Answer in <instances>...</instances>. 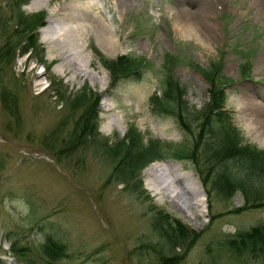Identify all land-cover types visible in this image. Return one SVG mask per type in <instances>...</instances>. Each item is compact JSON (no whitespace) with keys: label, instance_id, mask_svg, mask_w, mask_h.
Listing matches in <instances>:
<instances>
[{"label":"rangeland","instance_id":"obj_1","mask_svg":"<svg viewBox=\"0 0 264 264\" xmlns=\"http://www.w3.org/2000/svg\"><path fill=\"white\" fill-rule=\"evenodd\" d=\"M263 20L250 0H0V264H156L169 255L176 264H264V243L235 235L264 223V173L213 156L224 132L201 73L221 59L222 116L243 135L238 145L264 148ZM76 24L80 33L63 32ZM164 53L177 105L152 110ZM117 57L119 74L108 67ZM154 138L187 147L145 153L140 164ZM153 163L162 193L149 188ZM217 172L238 185L218 186ZM181 184L197 189L193 215L170 202L186 209ZM165 217L188 233L175 241Z\"/></svg>","mask_w":264,"mask_h":264},{"label":"trees","instance_id":"obj_2","mask_svg":"<svg viewBox=\"0 0 264 264\" xmlns=\"http://www.w3.org/2000/svg\"><path fill=\"white\" fill-rule=\"evenodd\" d=\"M163 58L164 61H162L161 66H162V71H163V77L165 76V84L164 87L161 89L160 93L157 94L156 92H152L149 97H148V102L150 105V109L154 110V109H158V107L156 106L157 103H161L163 105H165L164 107H174L175 105H177V99L175 98V85L174 82L171 80V77L169 76V74L167 73V70L165 68L166 63H170L172 60V56L169 53H164L163 54ZM121 57H117L115 59V61L110 62L109 64V68H113L117 74H119V72L121 71L122 68L125 67V60H123V58ZM221 59L220 60H215V61H211L208 68H202L201 73L203 74V76H205V78H207V80L210 83V88H209V94H208V108L209 110L212 111V113L218 117H215L216 119H218L219 121H221V124H219L220 126H218L217 129L223 131V137H218L216 143L215 144V150L212 149V152H215L216 156L218 154H222V155H226V153L229 156V159L233 160L235 163L240 164L242 166H244L247 169H251V167H254L255 169L261 171L262 173H264V148L263 147H258L255 144L249 143L244 141L243 144L238 145V141L241 140L243 141V136L241 135L239 129L231 124V122H228L227 119L223 118V106H222V100H223V86L224 84H226L229 81V77L226 76L225 74L222 73L221 70ZM241 66V71H244V62H242L240 64ZM178 114L176 113V116ZM224 123V125H223ZM182 125V124H181ZM218 130V131H219ZM237 143V144H236ZM197 144V142H196ZM127 148L130 147V149H136L133 144H126ZM187 147V145L185 143L182 144H174V143H170V142H161L160 140H158L157 138L153 139V142L150 143V147L144 149V150H139V153L142 155L141 156V161L140 164H144L147 162V159L149 157L152 156V154L154 155V152H157L158 150H175L178 151L176 153H179V151L185 150ZM139 154L138 152L134 151L131 152V154H135L137 156V154ZM145 153H149V157H147L145 155ZM155 156V155H154ZM149 160V159H148ZM219 160V159H217ZM129 160H126V162ZM220 160L219 162L217 161V164H220ZM213 168V166H212ZM221 175V177L219 176ZM224 172H220V173H216L215 178H213V181L215 183H217L218 186H220V184L223 186V184H226L225 189L227 186H237L238 182H236L234 180V178H232V176H224ZM217 177V178H216ZM234 180V183H233ZM223 182V183H222ZM226 182V183H225ZM224 187V186H223ZM164 222L167 223V229H170L168 231V233H170V236H174V240L178 241L180 240V235L183 234L185 235L186 233H188V230L184 227L181 226V224L179 222H177L176 220H169L168 217H165ZM264 227V223H256V224H252L250 227H248L247 229L237 232L235 235H239L240 240H243L241 238V235L246 234V237L244 240L249 242V246L256 244L255 248L257 249V247H259V245H262L264 243V236H262V234L259 233L260 228ZM257 234V235H256ZM236 236V237H237ZM45 241L44 243L46 244V246L48 247H55L56 246V240L54 237H52L50 234L45 233ZM43 243V244H44ZM181 243V242H180ZM10 252L12 254H18V255H25L24 251H25V247L21 246V245H17L13 242L10 243V248H9ZM158 262L156 264H176V256H166V257H158Z\"/></svg>","mask_w":264,"mask_h":264},{"label":"bare ground","instance_id":"obj_3","mask_svg":"<svg viewBox=\"0 0 264 264\" xmlns=\"http://www.w3.org/2000/svg\"><path fill=\"white\" fill-rule=\"evenodd\" d=\"M250 2H251V4L253 5V8H255V11H256V13H257V15H259V17H261V18H264V4H263V2L261 1V0H250ZM36 3V2H35ZM121 3V2H120ZM119 3V4H120ZM42 6H43V4H42ZM59 13L60 12H58V14L57 15H59ZM62 16V15H61ZM65 16V14L63 13V17ZM69 16V15H68ZM66 17V16H65ZM52 18V17H51ZM257 18H258V16H257ZM76 19H78V18H76ZM51 20V19H50ZM84 20V19H83ZM260 20V19H259ZM264 21V20H263ZM48 22H50V21H48ZM84 22V21H83ZM48 26H47V32H49V34L53 31H55V30H53L54 29V26L51 24V25H49V24H47ZM76 25H78L77 27H75ZM75 26H73V27H67L66 29H64V31L63 32H65V31H70V30H74V31H78L79 33H80V30H81V25L80 24H76ZM83 28H85V27H83ZM56 33V32H55ZM50 35H52V34H50ZM53 35L54 36H49L46 40H48V39H52L53 37H54V40H55V38H58V36L59 35H61V32L60 33H56V34H54L53 33ZM72 35H73V33H72ZM102 36V35H101ZM104 37H105V35H103ZM73 37V36H72ZM106 37H108V36H106ZM71 38V37H70ZM63 39V38H62ZM67 39V38H66ZM69 39V38H68ZM57 40V39H56ZM56 40L54 41V43L56 42ZM51 41V40H50ZM59 41H60V39H59ZM106 41H109V40H106ZM53 42V41H52ZM51 42V43H52ZM64 42V41H63ZM68 42V41H67ZM74 42V41H73ZM75 42H78V40L76 41L75 40ZM68 43H70V42H68ZM60 44V43H59ZM64 44V43H63ZM62 44V45H63ZM108 44H109V46H111V44L108 42ZM116 44H117V42H116ZM58 45V44H57ZM80 45V44H79ZM142 45V44H141ZM59 46V45H58ZM60 47V46H59ZM62 47V46H61ZM66 47V46H65ZM75 47V46H74ZM77 47H78V44H77ZM59 49V48H58ZM77 49V48H76ZM79 49V48H78ZM60 51L61 52H63V53H65V55L64 56H67V57H69V55L70 54H73V53H69V48H65V49H63V48H61L60 49ZM116 51V50H115ZM61 52H60V54H61ZM76 52L78 53L79 51H74V54L73 55H75L76 54ZM57 53V52H56ZM57 55V54H56ZM77 56H78V54H77ZM63 58V57H62ZM62 60H64V59H62ZM89 60V59H88ZM70 61V60H69ZM90 61V60H89ZM61 62L62 61H60V64H61ZM64 62V61H63ZM62 62V63H63ZM66 63H67V61H65ZM68 68H69V70H70V72H71V74H72V76L73 75H81V74H79L80 73V71H79V69H77V66H76V64L75 63H68ZM63 66H65V65H63ZM62 66V67H63ZM67 66V65H66ZM62 67L61 68H59V69H62ZM101 67V66H100ZM101 70H102V68H101ZM63 71V70H62ZM81 72H83V71H81ZM90 78H91V80L94 82V80L95 79H97L98 77L93 73V74H91L90 75ZM98 80V79H97ZM95 82H96V80H95ZM245 95V94H244ZM247 96V97H246ZM245 97L246 98H248L249 96H248V94H246L245 95ZM245 98V102H244V106H245V108H248L247 110L249 111V113H253V115H257V119L259 120V116H261L260 114V111L258 110V109H256V108H254V107H252L251 106V104L249 103V101L247 100ZM103 108V107H102ZM244 108V109H245ZM111 122V121H110ZM112 123H114V124H117L118 123V121H116V120H112ZM113 124V126H115ZM110 125V124H109ZM108 125V126H109ZM262 127V126H261ZM258 129V128H257ZM159 166V165H158ZM156 164L155 163H153V164H151L147 169H146V171H145V173H146V175H148V176H150L152 179H151V181H150V183H149V188L152 190V191H154V192H164L163 190H162V187H161V183H160V180H158V175H156ZM150 177H148V178H150ZM160 178V177H159ZM197 189L196 188H194V187H192V186H189L188 184H181V193L185 196V198L187 199L186 200V202H187V206H186V209L182 206V202H178V200L177 199H174V198H171L170 199V202H171V204L173 205V207H175V208H177V210H179L183 215L184 214H186L187 216H189V214L190 215H193V214H191V213H187V210H190V208H192L191 206H192V204H194L193 202H192V200H193V193H195V191H196ZM178 197V196H177ZM179 198V197H178ZM199 200H200V198H199ZM198 201V200H197ZM199 202V201H198ZM202 202V201H201ZM201 204V203H200ZM192 210V209H191ZM190 212V211H189ZM194 217V216H193ZM190 219V218H189ZM194 219H196L195 217L193 218V220Z\"/></svg>","mask_w":264,"mask_h":264}]
</instances>
